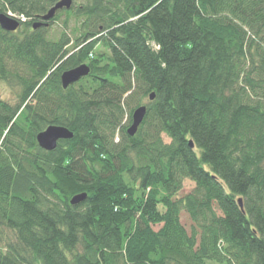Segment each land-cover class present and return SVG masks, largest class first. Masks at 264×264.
<instances>
[{
  "label": "trees",
  "instance_id": "trees-1",
  "mask_svg": "<svg viewBox=\"0 0 264 264\" xmlns=\"http://www.w3.org/2000/svg\"><path fill=\"white\" fill-rule=\"evenodd\" d=\"M59 1L0 0V264H264V0Z\"/></svg>",
  "mask_w": 264,
  "mask_h": 264
},
{
  "label": "water",
  "instance_id": "water-1",
  "mask_svg": "<svg viewBox=\"0 0 264 264\" xmlns=\"http://www.w3.org/2000/svg\"><path fill=\"white\" fill-rule=\"evenodd\" d=\"M74 3V0H60L57 5L52 8L45 16H42V21L36 22L34 29H37L39 27L45 26L48 27L50 21L55 19L56 15L60 11H68L72 9V5ZM21 26V23L18 19L12 18L10 15H1L0 16V27L2 30H6L11 33H16V31L19 30ZM71 71H67L62 74L61 81L63 84L64 89L70 88L72 85L79 83L82 81L83 78L88 77L91 74V69L87 65H81L80 67L70 69ZM151 100H154V95L152 94L150 96ZM148 109L145 106L139 107L136 112L133 114L132 120L133 124L132 126L127 130L129 135L134 137L137 134V130L139 127L143 124L144 118L147 115ZM75 134L72 133L69 129L66 127H59V126H53L46 129L45 131L41 132L38 136V145H40L41 148L48 152H52L53 150L57 149L58 143L63 140H72L74 139ZM0 136V140H1ZM190 146L193 148V142L190 143ZM86 195H78L76 198L72 201L73 205H77L78 203L86 200ZM240 201L241 206L242 201Z\"/></svg>",
  "mask_w": 264,
  "mask_h": 264
},
{
  "label": "rangeland",
  "instance_id": "rangeland-1",
  "mask_svg": "<svg viewBox=\"0 0 264 264\" xmlns=\"http://www.w3.org/2000/svg\"><path fill=\"white\" fill-rule=\"evenodd\" d=\"M81 1L82 0H74V2H77V3H80ZM64 19L65 18L59 20L53 26L47 27L48 29H50L49 35L51 38H54V39L58 38V36L60 35L63 29L62 24H63ZM73 24H74V21L71 22V25ZM22 30H23L22 27H20L18 31L21 32ZM20 91H21L20 87L17 88L11 85L10 83H4L3 81H0V97H2L7 102L9 101L10 103L17 105L18 99H19L18 95L20 94ZM0 141H2V138ZM193 187H194V183L186 181L185 188L182 191L183 193L181 196L191 193L190 191H192ZM183 214L184 215L182 216V224H185L188 230H190L192 226L190 217L185 213ZM208 264H214V263H208Z\"/></svg>",
  "mask_w": 264,
  "mask_h": 264
},
{
  "label": "built area",
  "instance_id": "built-area-1",
  "mask_svg": "<svg viewBox=\"0 0 264 264\" xmlns=\"http://www.w3.org/2000/svg\"><path fill=\"white\" fill-rule=\"evenodd\" d=\"M12 17H15L14 15H12V14H10ZM20 20H22L23 22H26V18H24L23 16H21V17H18Z\"/></svg>",
  "mask_w": 264,
  "mask_h": 264
}]
</instances>
